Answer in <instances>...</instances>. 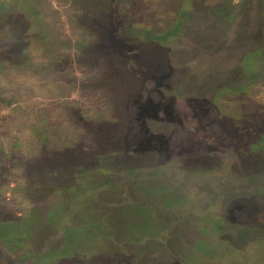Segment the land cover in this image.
I'll return each instance as SVG.
<instances>
[{
	"label": "rangeland",
	"instance_id": "obj_1",
	"mask_svg": "<svg viewBox=\"0 0 264 264\" xmlns=\"http://www.w3.org/2000/svg\"><path fill=\"white\" fill-rule=\"evenodd\" d=\"M263 197L264 0H0V264H264Z\"/></svg>",
	"mask_w": 264,
	"mask_h": 264
},
{
	"label": "trees",
	"instance_id": "obj_2",
	"mask_svg": "<svg viewBox=\"0 0 264 264\" xmlns=\"http://www.w3.org/2000/svg\"><path fill=\"white\" fill-rule=\"evenodd\" d=\"M138 29H140V28H138ZM131 31H132V27H131ZM140 32H141V30H139ZM152 35V34H151ZM151 35H149L150 37H151V39H153L152 38V36ZM82 150H83V152H85V151H87V153H85L87 156H89V153L91 152V151H88V147H86V145H84L83 147H82ZM81 154V153H80ZM263 158V157H262ZM84 159H86V157L84 158ZM38 162V161H37ZM33 166H35V167H39V166H41V165H39V163H36V164H34ZM94 168H91L90 169V172H95L96 170L97 171H99V170H101L102 169V167L100 166V164H98L97 162H95V165L93 166ZM81 176V174H78V177H80ZM79 182H80V180H78ZM55 188H56V186H55ZM69 189V188H68ZM263 202H264V197H263V200H262ZM254 207V206H253ZM254 213H253V217L255 218V220H256V222H258V224H263L264 223V214L261 212L262 210V208L261 207H259V206H256V207H254ZM69 255V254H68ZM95 258L96 257V255H92V256H90L89 258ZM69 258H73L71 255H69V256H67V257H63L62 259H59V260H57V261H55L53 264H57L59 261H64L65 262V260H68ZM78 259H83V256H80V257H78ZM58 264H61V262L60 263H58ZM66 264V263H65ZM67 264H70V263H67ZM86 264H96V263H94V262H92V259H88V261H87V263Z\"/></svg>",
	"mask_w": 264,
	"mask_h": 264
}]
</instances>
